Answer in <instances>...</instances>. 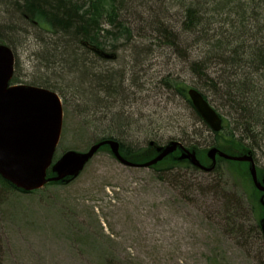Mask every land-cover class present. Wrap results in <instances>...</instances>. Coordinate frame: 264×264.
<instances>
[{
    "label": "rangeland",
    "instance_id": "1",
    "mask_svg": "<svg viewBox=\"0 0 264 264\" xmlns=\"http://www.w3.org/2000/svg\"><path fill=\"white\" fill-rule=\"evenodd\" d=\"M11 3L14 0H0V30L13 37L11 30L6 33ZM171 12L172 23L178 25L179 9ZM37 32L30 28L29 36L15 33L18 39L5 45L15 58V84L47 89L39 84L48 83L46 68L39 62L44 50L40 39L47 40ZM134 38L151 45L152 54L138 71L140 80H125L124 107L110 108L130 118L119 140L147 149L151 142L158 147L170 141L187 148H212L214 134L175 86L198 89L221 115V104L211 100L216 97L213 88L190 68L196 52L188 50L187 55L140 29ZM123 46L115 53L103 50L113 58L100 65L117 69L123 60L128 63L130 52ZM131 66L127 78L132 79ZM68 75L49 80L59 89H48L63 104L55 160L68 151H88L103 131L91 117L80 115L85 103L62 86V81H73ZM254 158L257 169L264 171V149ZM254 216L250 190L231 175L225 162L218 163L217 171L191 165L161 175L152 167L124 166L105 148L68 184L7 196L0 206V264H264V237Z\"/></svg>",
    "mask_w": 264,
    "mask_h": 264
},
{
    "label": "trees",
    "instance_id": "2",
    "mask_svg": "<svg viewBox=\"0 0 264 264\" xmlns=\"http://www.w3.org/2000/svg\"><path fill=\"white\" fill-rule=\"evenodd\" d=\"M145 1L14 0L7 16L11 27L6 30L7 34L11 30L13 37L6 36L0 30V43L10 46L11 38L18 39L13 34L21 32L29 36L30 28L38 31V37L45 36L47 41L40 39L44 50L39 56V62L46 68L48 79L43 80H48L49 84L40 82V86L59 89L51 85L49 80H63L64 73L69 74L68 79L73 81L71 84L62 81V86L85 103L86 108L80 111V115L86 114L106 124L100 132L102 136L96 135L95 142L116 140L121 143L123 157L140 164L154 157V147H133L119 140L125 137L126 122L130 118L114 110L125 105L122 96L126 92L124 82L129 72L128 64H133L132 80H140L138 71L143 67L151 45L148 50L141 48L142 44L136 41L138 47L136 43L135 46L132 43L128 47L123 46L127 48L125 51L134 53L128 58V63L125 60L118 63L117 69H104L100 64L106 58L99 56L97 51H107V48L113 53L119 51L120 43L129 42L137 29L150 35L157 34L175 46H182L187 55L188 50L196 52L195 62L190 68L195 77H202L200 72L206 76H203L205 85L213 88L216 102L221 104L223 127L221 132L213 133V146L231 155L251 153L254 156L257 150L262 151L264 0H203L200 5L193 2L187 5L186 1L181 0H159L157 6H153L151 0L144 4ZM138 2L144 4L139 10L136 9ZM174 8L179 9V13H176L178 25L171 21L170 11ZM35 21L41 23L43 28H37ZM187 36L193 38L190 43L186 40ZM16 82V78H13L12 84ZM175 86L194 109L188 97L190 88L181 84ZM101 95H104L102 99ZM105 97L110 100L108 104L103 101ZM110 108L114 109L113 112ZM243 114L248 115V120L243 118ZM189 148L198 152V158L204 165H210L206 149L201 150L195 146ZM220 162L227 163L231 175L250 190L257 228L262 233L264 208L260 204V197L264 195L254 188L248 165L218 159ZM217 166L214 171H217ZM179 167L191 166L170 156L152 168L155 173L162 175L174 172ZM258 173L264 175L263 170L259 169ZM11 192L24 193L0 176V206Z\"/></svg>",
    "mask_w": 264,
    "mask_h": 264
},
{
    "label": "water",
    "instance_id": "3",
    "mask_svg": "<svg viewBox=\"0 0 264 264\" xmlns=\"http://www.w3.org/2000/svg\"><path fill=\"white\" fill-rule=\"evenodd\" d=\"M104 58L112 55L97 51ZM15 58L12 50L0 44V176L18 190L29 193L49 183L68 184L75 180L103 147H108L116 160L133 168L156 166L179 151V161H188L205 172H212L217 157L228 161L248 163V171L256 190L264 194V175L259 178L251 153L231 155L213 147L207 151L210 166H204L197 151L189 150L177 141L156 147V156L149 162L136 164L123 157L119 142L103 140L86 152L68 151L56 162L54 156L63 126V104L59 95L49 89L29 85H11ZM188 97L202 120L212 132L222 130L220 115L196 89L188 90ZM154 145L153 142L150 143ZM50 172V176H49ZM264 207V196L261 198ZM264 233V218L261 221Z\"/></svg>",
    "mask_w": 264,
    "mask_h": 264
},
{
    "label": "bare ground",
    "instance_id": "4",
    "mask_svg": "<svg viewBox=\"0 0 264 264\" xmlns=\"http://www.w3.org/2000/svg\"><path fill=\"white\" fill-rule=\"evenodd\" d=\"M141 1V0H140ZM152 1V5L153 6H157V5H159L157 2H159V0H151ZM181 1H186V3H187V5L189 4V3H191L192 4V2L194 3V4H196V5H200L202 2H203V0H181ZM208 1H211V0H208ZM145 3H148V0L147 1H145L144 2V4ZM144 4H141L140 2H138V4H137V7H136V9L137 10H139V9H141V7L142 6H144ZM171 12V11H170ZM172 13V12H171ZM176 14V13H175ZM171 16V15H170ZM178 20H179V18H178ZM42 22V21H41ZM35 25H36V27L37 28H43V25L41 24V23H39V22H36L35 21ZM178 37V36H177ZM162 39H164L163 37H162ZM161 39V40H162ZM137 39H135L134 38V36H133V38L128 42H126V43H124V42H121V44H122V46L123 45H125L126 47H128V45L129 44H133L134 46H135V43L136 42H134V41H136ZM165 40V39H164ZM186 40L188 41V43H190L192 40H193V38L192 37H190V36H187L186 37ZM178 43H180V41H178ZM132 45V46H133ZM170 45L171 46H175L174 44H171L170 43ZM136 47H138V45H137V43H136ZM141 48H143V49H146V50H148V45H142V47ZM150 48H152L151 46H150ZM150 48H149V50H150ZM174 48H176L177 50H183V48H182V46H175ZM134 53V51L133 52H131V53H127V58H131L132 57V54ZM98 54V53H97ZM151 54H152V51H150V52H148V54H147V56L145 57V60H144V64H143V66L144 65H146L149 61H150V56H151ZM100 56V55H99ZM200 75H202V77H198V79L199 80H204V77L203 76H205L202 72H200ZM132 77V76H131ZM206 77V76H205ZM194 77L192 76V79H193ZM126 80H132L131 78H127ZM176 80H182L181 78H178V79H176ZM181 85H184V84H182V83H180ZM104 97V95H101L100 96V98H103ZM209 104H210V102L208 101V99H205ZM211 100H212V102L213 103H215L216 102V97H213V98H211ZM245 117V119L246 120H248V115H245V114H243V118ZM104 123L105 122H103V121H101V120H96L95 121V125H97L98 126V128L100 129V130H103V128H104ZM99 130V131H100Z\"/></svg>",
    "mask_w": 264,
    "mask_h": 264
}]
</instances>
